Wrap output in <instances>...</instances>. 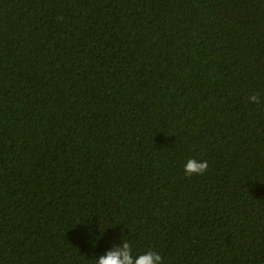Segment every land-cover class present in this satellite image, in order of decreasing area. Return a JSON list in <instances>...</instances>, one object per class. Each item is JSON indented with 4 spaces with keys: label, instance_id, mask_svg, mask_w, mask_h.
I'll return each instance as SVG.
<instances>
[{
    "label": "trees",
    "instance_id": "trees-1",
    "mask_svg": "<svg viewBox=\"0 0 264 264\" xmlns=\"http://www.w3.org/2000/svg\"><path fill=\"white\" fill-rule=\"evenodd\" d=\"M123 240L264 264V0H0V264Z\"/></svg>",
    "mask_w": 264,
    "mask_h": 264
},
{
    "label": "clouds",
    "instance_id": "clouds-1",
    "mask_svg": "<svg viewBox=\"0 0 264 264\" xmlns=\"http://www.w3.org/2000/svg\"><path fill=\"white\" fill-rule=\"evenodd\" d=\"M248 102L259 104L260 97L253 94L247 97ZM208 168L207 161H197L195 158H190L185 164V175H203ZM96 264H164L162 256L156 251H147L138 256H133L132 245L130 242L123 240L120 246H113L106 255L96 259Z\"/></svg>",
    "mask_w": 264,
    "mask_h": 264
}]
</instances>
